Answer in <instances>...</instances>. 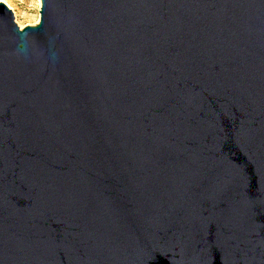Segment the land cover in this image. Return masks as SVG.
Here are the masks:
<instances>
[{
  "label": "water",
  "instance_id": "95a60500",
  "mask_svg": "<svg viewBox=\"0 0 264 264\" xmlns=\"http://www.w3.org/2000/svg\"><path fill=\"white\" fill-rule=\"evenodd\" d=\"M0 2V264H264V0Z\"/></svg>",
  "mask_w": 264,
  "mask_h": 264
},
{
  "label": "rangeland",
  "instance_id": "374dc122",
  "mask_svg": "<svg viewBox=\"0 0 264 264\" xmlns=\"http://www.w3.org/2000/svg\"><path fill=\"white\" fill-rule=\"evenodd\" d=\"M12 12L16 24L23 28L25 26H33L39 21L40 5L37 0H3Z\"/></svg>",
  "mask_w": 264,
  "mask_h": 264
},
{
  "label": "bare ground",
  "instance_id": "6f19581e",
  "mask_svg": "<svg viewBox=\"0 0 264 264\" xmlns=\"http://www.w3.org/2000/svg\"><path fill=\"white\" fill-rule=\"evenodd\" d=\"M0 1H3V0H0ZM38 1V4L41 6V2H40V0H37Z\"/></svg>",
  "mask_w": 264,
  "mask_h": 264
}]
</instances>
